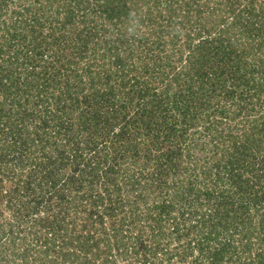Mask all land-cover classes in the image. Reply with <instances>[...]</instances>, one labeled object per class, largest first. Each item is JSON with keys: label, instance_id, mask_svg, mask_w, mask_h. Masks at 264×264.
I'll return each instance as SVG.
<instances>
[{"label": "trees", "instance_id": "16d2710c", "mask_svg": "<svg viewBox=\"0 0 264 264\" xmlns=\"http://www.w3.org/2000/svg\"><path fill=\"white\" fill-rule=\"evenodd\" d=\"M0 264H264V0H0Z\"/></svg>", "mask_w": 264, "mask_h": 264}]
</instances>
